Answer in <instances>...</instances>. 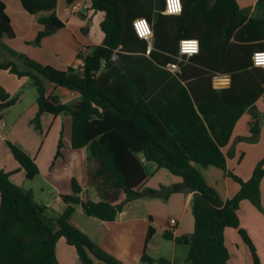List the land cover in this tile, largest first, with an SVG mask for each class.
Listing matches in <instances>:
<instances>
[{"label": "trees", "instance_id": "trees-1", "mask_svg": "<svg viewBox=\"0 0 264 264\" xmlns=\"http://www.w3.org/2000/svg\"><path fill=\"white\" fill-rule=\"evenodd\" d=\"M30 14L49 11L39 18L42 25L35 42L64 26L54 12L56 0H19ZM182 11L164 14V0H91V8L105 13L100 23L104 33L101 44L79 52L82 66L58 69L14 52L22 62L0 61L18 78L29 77L37 91L39 115L69 114L71 146H88V183L98 200L80 199L81 187L73 178L71 193L61 194L66 207L54 213L37 202L31 190L14 184L9 171L0 170V264H58L57 239L63 237L73 246L82 264H123L101 248L74 222V204L80 203L85 216L112 221L124 205L143 195L166 198L174 191L160 185L146 187L150 173L165 168L189 185L192 195L194 231L175 238L188 245L191 264H227L228 249L224 228L238 229L248 245L254 264H260L256 248L246 231L239 227L238 203L248 199L261 208L259 182L264 174V159L249 180L243 181L227 169L221 147L228 141L233 126L247 110L251 115L250 139L259 131V112L254 106L264 91V67L252 64V54L264 50V0H257L254 13L241 9L237 0H181ZM0 0V38L14 36L10 18ZM136 17H145L152 26V48L145 54L147 42L132 26ZM181 38H196L199 52L177 59ZM176 62L180 69L166 68ZM229 74V85L215 88L212 76ZM44 82L75 91L80 99L61 103L47 94ZM0 84V119L3 110L14 104ZM18 170L31 179L38 173L32 157L7 141ZM58 143L55 157L60 155ZM214 165L240 184L232 199L222 200L208 185L196 167ZM154 233L149 224L145 246ZM170 239L172 233L163 232ZM169 264L163 257L153 258L144 251L132 264Z\"/></svg>", "mask_w": 264, "mask_h": 264}, {"label": "crops", "instance_id": "crops-1", "mask_svg": "<svg viewBox=\"0 0 264 264\" xmlns=\"http://www.w3.org/2000/svg\"><path fill=\"white\" fill-rule=\"evenodd\" d=\"M3 1L14 36L4 35L0 38V61H14L16 58L14 52H18L41 64H48L58 69H65L69 65L82 66L83 61L77 57V54L103 41L104 33L100 23L105 13L92 9L91 0H56L54 12L63 21L64 26L42 37L38 43L35 42V38L42 28L39 18L47 16L50 12L39 11L30 14L22 7L19 0ZM256 2L257 0H237L241 9L250 8L249 14L254 13ZM75 3L80 4L77 10L72 9V4ZM152 41L153 37L151 47ZM229 81L230 77L227 73H215L212 76V84L215 88L226 87ZM0 84L11 96H17L15 103L3 110L0 119V140H8L9 136L18 138L19 141L13 139L12 142L32 157L38 167V173L29 179L26 178L24 171L18 170V163L11 162L10 167L7 166V170L5 169L11 172L9 179L14 184L31 190L33 197L36 192L47 191L49 196L46 198L48 200L50 198L48 206L58 214L66 207L61 194L72 192L73 178L81 187L78 194L80 199L98 200V193L88 183V146L77 149L71 146V116L43 112L37 121L39 126L35 128L37 132L33 131L29 126L35 122L34 118L37 114L35 102L33 107L34 105L36 107L33 110H31L33 107L30 108L29 119L21 118L24 111L18 113L11 121H7L5 112L22 99V91L19 93L17 89L12 91L4 75L0 76ZM44 89L47 94L57 96L61 103L72 105L80 99L75 91L55 86L50 82H44ZM254 106L260 115L256 137L249 138L252 117L246 110L236 120L228 141L221 147L226 157L227 169L243 181L250 179L257 164L264 159V91L256 99ZM59 142H61L60 155L55 157ZM150 164L149 169L146 163L144 164L146 171L150 173L146 187L158 188L164 185L173 188V185L183 182L180 176L172 174L165 168L154 171L152 163ZM196 167L206 183L216 190L222 200L232 199L239 192L240 184L227 175L225 170L214 165L203 167L197 164ZM14 171L16 173H13ZM192 195L193 192L187 189H174L166 198L143 195L127 202L112 221L85 216L81 204L77 203L74 204L75 213L72 219L102 249L123 264L138 262L144 248L149 256L155 259L169 258V264H174L176 253L178 250L182 251L179 245H186L188 253V245L176 242L175 238L194 231ZM259 195L262 209H258L248 199H242L238 203L236 214L239 227L246 231L256 248L260 264H264V174L259 182ZM38 196L40 198V195ZM170 218L176 219L174 226H169ZM149 224L154 227V233L144 247ZM165 230L172 233V238L163 237ZM224 243L228 249L227 264H254L250 249L237 228L231 226L224 228ZM187 253L184 259H181V264L188 263ZM55 255L58 264H82L73 246L63 237L57 239Z\"/></svg>", "mask_w": 264, "mask_h": 264}, {"label": "rangeland", "instance_id": "rangeland-1", "mask_svg": "<svg viewBox=\"0 0 264 264\" xmlns=\"http://www.w3.org/2000/svg\"><path fill=\"white\" fill-rule=\"evenodd\" d=\"M14 56L16 57L14 61L21 68L23 66L22 62L19 60V58L15 54H14ZM0 72H1L0 76L4 75L6 77V83H8V85L12 89V91H14L15 89L18 90L17 93L22 91V99L17 101L15 106L11 107L9 111L5 112L6 113L5 118L7 119V121H11V119L14 118L18 113H22L25 111L26 114L23 113L22 114L23 116L21 118H23V120L29 119L30 116L28 114L30 113V108L33 107V104L36 102V96H37L36 88L31 83V79L29 77L18 78L16 75L9 73L5 69H2ZM14 96H16V95H14ZM35 107L36 106L34 105V107L31 110H33ZM29 127L33 131H36V129L39 128V126H37L35 122L34 123L32 122L31 126H29ZM22 138H23V135H22ZM7 139L8 140L4 139L3 141L0 140V166H1L0 170H4V171L7 170L6 169L7 166L10 167L11 162H15L17 164V162L14 160V158L11 155V152H10L8 145H7V141L15 144L14 142H12L13 139L15 141H19V140H18V138H11V136H9V138H7ZM150 165H151L150 163H146V167L148 169L150 168ZM8 171H10V170H8ZM19 171L23 172V170H20V169H19ZM13 173H16V171H14ZM14 179L15 180L17 179L16 175L14 176ZM38 195H40V198ZM48 196H49V194L47 191L36 192L34 199L37 202L48 205V202L50 201V198H49V200H48V198H46ZM54 207H55V209H57L55 205H54ZM49 210H50V207H49ZM179 248H181L182 251L178 250V252L176 253L175 258H174V264H181V262H180L181 259L182 258L184 259V257L186 256V253H187V246L186 245H179ZM166 259L169 260V258H166ZM187 262H188L187 264H191L189 261H187Z\"/></svg>", "mask_w": 264, "mask_h": 264}, {"label": "built area", "instance_id": "built-area-1", "mask_svg": "<svg viewBox=\"0 0 264 264\" xmlns=\"http://www.w3.org/2000/svg\"><path fill=\"white\" fill-rule=\"evenodd\" d=\"M79 3L72 4V9H79ZM182 11L181 0H164L163 13L167 15H177ZM133 29L136 35L146 40L147 46L145 53H149L151 47L152 38V26L151 23L145 17H136L132 21ZM199 41L196 38H181L178 44V55L177 59H181L183 56L188 58L199 52ZM252 64L254 66L264 67V50L255 51L252 54ZM167 69L176 72L179 71L180 67L176 62H170L166 65ZM169 226L176 224V219L170 218L168 220Z\"/></svg>", "mask_w": 264, "mask_h": 264}, {"label": "water", "instance_id": "water-1", "mask_svg": "<svg viewBox=\"0 0 264 264\" xmlns=\"http://www.w3.org/2000/svg\"><path fill=\"white\" fill-rule=\"evenodd\" d=\"M189 185L185 182H182L180 184H175L173 185V189L178 190V189H188Z\"/></svg>", "mask_w": 264, "mask_h": 264}]
</instances>
